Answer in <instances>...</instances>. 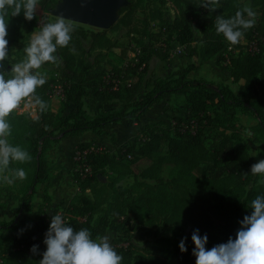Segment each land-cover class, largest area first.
Here are the masks:
<instances>
[{
    "label": "trees",
    "instance_id": "1",
    "mask_svg": "<svg viewBox=\"0 0 264 264\" xmlns=\"http://www.w3.org/2000/svg\"><path fill=\"white\" fill-rule=\"evenodd\" d=\"M59 1L39 0L31 21L23 13L16 17L9 13L8 51L28 38L39 16L45 18L44 24L50 22L46 15ZM248 1L257 13L256 24L246 31L244 44L229 49V42L217 34L214 22L218 15L230 18L242 10L241 0H223V7L211 13L199 7L202 0H129L120 12L118 24L122 26L133 27L135 12L143 3L157 2L159 7L136 30L140 36L130 43L134 56L122 65L109 56L117 41L110 40L108 30L71 21L76 30L70 45L57 52L60 76L44 75L47 82L37 89L47 110L38 109L36 117L15 113L10 117L9 142L27 150L32 159L10 165L11 169L23 168L27 178L17 180V190L5 189L4 195L15 199L19 208L12 219L0 218V264H39L43 259L45 238L35 232L25 233V229L38 185L42 186L40 211L51 202L53 177L46 153L54 142L87 131L114 138L108 132L114 123L127 120L134 124L155 103L173 96L184 97L174 124L155 118L115 152L93 140L77 144L82 156L72 179L79 193L55 214L63 215L77 231L87 228L93 239L120 225L122 236L111 237L110 243L123 257L122 264H173L175 258L178 264H196L191 238L194 231L220 223L240 224L250 215L248 207L257 195H264V185L251 174V144L236 126L233 113L240 108L257 116L252 141L264 148V0ZM168 3L175 9L172 20L162 8ZM204 15L210 17L209 22H200ZM152 21L159 22L157 29L152 28ZM195 23L201 27V40L196 37ZM253 40L260 52L248 50ZM178 45L189 62L169 73H157V64L170 59ZM9 55L13 54H8L6 61ZM214 57L234 83L244 81L238 91L228 84L191 75ZM54 88H61L64 95L57 111L51 105ZM92 94L102 100L98 113H91L86 105ZM127 179H132V184H126ZM5 207V202H0V208ZM132 221L136 225L158 223L165 230L154 233L152 240L136 252L130 236ZM187 224V235L179 238L176 231ZM2 230H14L15 237L5 236ZM185 237L187 252L182 253L179 243ZM33 245H39L41 254L31 252Z\"/></svg>",
    "mask_w": 264,
    "mask_h": 264
},
{
    "label": "clouds",
    "instance_id": "2",
    "mask_svg": "<svg viewBox=\"0 0 264 264\" xmlns=\"http://www.w3.org/2000/svg\"><path fill=\"white\" fill-rule=\"evenodd\" d=\"M39 0H0V172L7 173L0 177L3 183L11 185L17 180L27 178L23 168L10 170L13 163L30 162V153L18 145L9 142L11 135L10 117L21 106L35 107L40 112L47 110L45 101L37 95V89L47 82L40 69L46 64L59 67L61 59L58 49L67 48L75 32V25L63 14L54 22H47L43 28L35 32L29 45L24 48L25 57L11 67V74L4 71L3 62L8 56V24L6 18L16 17L23 13L26 20L35 18ZM88 0H81L80 6L87 7ZM199 7L210 13L223 7L222 0H202ZM257 13L249 6L236 11L235 15L225 18L218 15L215 19L217 34L223 35L230 46L239 45L246 31L256 24ZM251 174L258 176V183L264 185V160L251 166ZM250 215H245L235 238L229 237L226 243L207 248L208 235L201 236L199 230L192 233L195 245L193 256L196 264H264V195H257L248 207ZM23 231V230H21ZM187 238L179 243L182 253L187 252ZM46 251L39 264H122L110 237L97 236L95 239L87 228L75 230L63 215H52L48 231L45 233ZM31 252L41 254L39 245H33Z\"/></svg>",
    "mask_w": 264,
    "mask_h": 264
},
{
    "label": "rangeland",
    "instance_id": "3",
    "mask_svg": "<svg viewBox=\"0 0 264 264\" xmlns=\"http://www.w3.org/2000/svg\"><path fill=\"white\" fill-rule=\"evenodd\" d=\"M241 1H242V7L243 8L246 6H249L253 9V7L251 6V4L248 0H241ZM222 2H223V0H222ZM128 4H129V2H128ZM155 7H159V4L157 2H149V3L145 2V3H143L135 12V15H134L135 18L133 20V27L122 26V25L118 24L119 18L121 17V13H120L121 10L119 11L118 19L115 22V24H113L110 28L106 29V30H108V37L110 38V40H112V41L116 40L117 41V45L114 46L108 52L109 56L113 60V62L122 65L127 60H129L130 58H132L134 56V50L130 49L131 48L130 43L133 40V38L140 36L139 35L140 33L137 32L136 30L137 29L140 30L144 26V20H145L146 16H148ZM162 8L164 9L166 17L169 20H172L174 17V11H175L174 6L171 3H168L166 6H163ZM56 17L57 16H55L51 11L48 12L46 15V18L50 22H54ZM38 19L39 20L37 22V25L35 26L33 32L28 34V38L25 39L21 44L17 43L13 49L8 51V54L12 53L13 55H9V56H11L9 61L5 60L3 62L4 71L6 74L10 75L12 65L15 63L21 62L24 59V57H25V53L23 51L24 48H26L29 45L32 35L35 32H38L40 29L43 28L45 18H43L42 16H39ZM209 19H210V17L208 15H204V16L200 17V20H201L200 22H209ZM158 24H159L158 21H152L151 26L153 29H157L159 26ZM82 25L85 26L86 28H90V29H94V30L100 29V28L93 27V26H90L87 24H82ZM23 31L25 34H27L26 28H23ZM194 31H195L197 39L201 40L202 39V32H201V27L198 23H195ZM245 42H246V38L244 37V39L242 40L241 43L244 44ZM20 46L22 47V49L19 51L18 48ZM189 60L190 59L188 57H186L184 54H176L175 56L171 57L167 61H163L160 63L161 68H163L162 74L169 73L172 70L178 68L179 66L187 64L189 62ZM40 71L43 75H45L47 77H53V76L59 77L60 76V67H56V66L51 65V64H46V65L42 66ZM205 74H206L205 78H207V79L209 78V80H212L215 83H219V84L224 83L223 78H224V75H226V73L217 64V60L215 57L213 59L209 60L207 66L205 67ZM242 82H244V81L241 80V81L236 83V84H238V85H235L236 91L239 90L240 84H242ZM52 94H53V98H55L56 100H58V99L61 100L64 97L63 92H62V90H60V88H54ZM86 102L88 104V107H90L89 109L91 111H98L99 109H101V106L99 105V101L97 100V97L93 94L90 95L86 99ZM183 102H184L183 96H176V97H174L173 101L172 100L164 101L163 106L166 107L165 108L166 112L160 113V114L165 115L164 116L165 119H167V121L170 124H174V116H177L179 114L177 110L180 108L176 104H178V105L180 104L182 106ZM169 109H172V112H168L167 110H169ZM233 113L235 114L236 120L238 121L237 122L238 124H236V126L242 130L245 138L251 144L250 163L255 164L259 160H264V148L262 146V143H256V142L252 141V137L254 135L252 128L258 122L257 116L254 113L243 111L240 108L235 110ZM208 134H210L209 131H208ZM209 138L210 137H208V139H207V144L209 147H211L212 146V144L210 143L211 139H209ZM132 140L133 139H129L128 142H131ZM128 142L126 140H120V142H119L120 144L118 143V145H116L115 143H109L106 146L112 152H115L120 146H123L124 144H127ZM71 158H72V162H73V157H71ZM10 170H11V168H10ZM5 174L11 175V171H9L7 173L0 172V177H2ZM71 177L73 178L72 173H71ZM104 179H105V177L102 176L101 180H104ZM132 182H133L132 179L126 180V184H128V185L132 184ZM6 188H10V189L15 188L17 190L18 182L16 181L14 184L8 185V184L3 183L2 180H0V202H4V199L6 197L4 195ZM37 188H38V191H37V194L35 197L36 201H37L38 196H40V198H41V195H42V187L40 185H38ZM15 210H16V206L11 205L10 208H8V210L5 211L6 216H9L10 218H12L15 214ZM1 211L2 210H0V212ZM0 218H3V217L0 216ZM43 218L47 219V217H43ZM135 222L136 221H132L129 224L132 228V230L130 232V236H131L132 242H133L132 248L136 252L141 251V248L143 246H145V244H147V242H150L152 240L154 233H158L159 231L165 230V228L163 226H160L158 223H156L154 225H150V224H146V223H139V225H136ZM189 227H190V224H187V226H184L182 230L176 231L179 238H181V236L184 237L187 235ZM239 227H240V224H238V223H232V224H224V223L221 224L220 223V224H218L214 227H211V228H206L205 226H203L200 234H201V236H203L205 234L208 235L209 243L207 245V248L210 249L214 245H217L220 243H226L228 241L229 237L235 238L236 232L239 229ZM166 233H167V231H166ZM105 235L109 236L110 238L111 237L117 238L118 236L120 237V236H122V227L120 225H115ZM105 235H103V236H105ZM173 264H178L177 258L173 259Z\"/></svg>",
    "mask_w": 264,
    "mask_h": 264
},
{
    "label": "crops",
    "instance_id": "4",
    "mask_svg": "<svg viewBox=\"0 0 264 264\" xmlns=\"http://www.w3.org/2000/svg\"><path fill=\"white\" fill-rule=\"evenodd\" d=\"M208 62L209 61L203 64V66L201 67V69L198 71L197 74L192 72L191 75L193 77L195 76L206 77L205 67L207 66ZM160 63L157 64L156 66V72L162 74L163 68H161ZM223 82L225 84H228L234 91H236L235 85L238 84L234 83L231 77L224 75ZM174 97L176 96H173L169 100L173 101ZM97 100L99 101V105L101 106L102 100L98 97ZM169 100H163L155 103L151 107V109L147 113L143 114L134 124H130L127 120L114 123L112 125V128L108 131L109 133L114 135V138H112L111 135L106 133L98 134V133H93L91 131H87L81 136L78 137L68 136L59 141L54 142L51 149H49L46 153L50 165V174L53 177V186L50 189L51 202L46 203L44 205V210L41 212L40 205L42 203V195L41 198L40 196H38L37 201L35 200L36 197L35 195L33 200L32 210L30 212V217L27 223V227L25 229V233L35 232L41 238H45V233L48 231L50 226L51 217L52 215L55 214L56 209L61 210L63 208H66L70 204L73 196L79 193V187L71 177V173L75 167V164L72 162L71 157L77 148V144L87 140H93L98 144H104V145H107L109 143H115L116 145H118L120 140H126L128 142L129 139H134L137 133L143 130L146 124L151 123L154 120V118H158V117L165 118L164 117L165 115H161L160 113L166 112L165 110L166 107L163 106V102ZM51 105H52V109L57 111L60 108V99L56 100L55 98L52 97ZM86 105L88 107L87 102ZM176 105L178 107H181L180 104L179 105L176 104ZM89 108L90 107H88V109ZM100 110L101 109H99L98 111L90 110V112L98 113ZM167 111L172 112V109H169ZM142 122L145 123L143 124ZM4 202L6 204V207L4 209L0 208V210H2L0 212V216L8 220L12 219L19 208V203L15 199L7 198V197H5ZM11 205L16 206L15 214L12 218L6 216L5 213V211L8 210V208H10ZM43 217H47V219ZM2 233L10 238L15 237L14 230H2Z\"/></svg>",
    "mask_w": 264,
    "mask_h": 264
},
{
    "label": "water",
    "instance_id": "5",
    "mask_svg": "<svg viewBox=\"0 0 264 264\" xmlns=\"http://www.w3.org/2000/svg\"><path fill=\"white\" fill-rule=\"evenodd\" d=\"M128 2L129 0H88L87 7L82 8L81 0H60L51 12L55 16L63 14L73 22L108 29L115 24L119 11Z\"/></svg>",
    "mask_w": 264,
    "mask_h": 264
},
{
    "label": "built area",
    "instance_id": "6",
    "mask_svg": "<svg viewBox=\"0 0 264 264\" xmlns=\"http://www.w3.org/2000/svg\"><path fill=\"white\" fill-rule=\"evenodd\" d=\"M229 49H232V47L230 46ZM248 50L253 52V53L260 52V47H259L256 40H253L249 44ZM176 54H185L184 50L179 45L174 50L172 57L175 56ZM60 90H61V88H60ZM37 112H38V108H35V107L26 108V107L21 106V108L15 114H25V115H28L29 117H36ZM84 153H86V152H84ZM81 156H82L81 152L78 150H75V152L72 155L73 162H74L75 166H76V162L81 159ZM86 169H88V168H86Z\"/></svg>",
    "mask_w": 264,
    "mask_h": 264
}]
</instances>
